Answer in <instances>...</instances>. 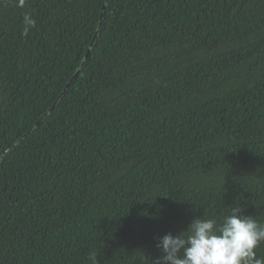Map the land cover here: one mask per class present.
<instances>
[{
    "label": "trees",
    "instance_id": "1",
    "mask_svg": "<svg viewBox=\"0 0 264 264\" xmlns=\"http://www.w3.org/2000/svg\"><path fill=\"white\" fill-rule=\"evenodd\" d=\"M237 206L264 222V0H0V264H151Z\"/></svg>",
    "mask_w": 264,
    "mask_h": 264
},
{
    "label": "clouds",
    "instance_id": "2",
    "mask_svg": "<svg viewBox=\"0 0 264 264\" xmlns=\"http://www.w3.org/2000/svg\"><path fill=\"white\" fill-rule=\"evenodd\" d=\"M24 0H19L23 6ZM23 35L36 26L29 15L23 18ZM240 206L218 218H195L186 231L165 234L156 248L161 255L151 264H264L256 249L264 244V222L243 215ZM89 264H100L96 251L88 253Z\"/></svg>",
    "mask_w": 264,
    "mask_h": 264
},
{
    "label": "water",
    "instance_id": "3",
    "mask_svg": "<svg viewBox=\"0 0 264 264\" xmlns=\"http://www.w3.org/2000/svg\"><path fill=\"white\" fill-rule=\"evenodd\" d=\"M103 10H104V6L102 7V15H103ZM90 52V48L88 49V52L87 53H89Z\"/></svg>",
    "mask_w": 264,
    "mask_h": 264
}]
</instances>
